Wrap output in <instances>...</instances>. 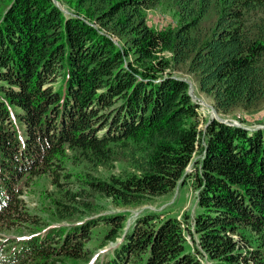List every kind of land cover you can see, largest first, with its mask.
Listing matches in <instances>:
<instances>
[{"label": "trees", "instance_id": "16d2710c", "mask_svg": "<svg viewBox=\"0 0 264 264\" xmlns=\"http://www.w3.org/2000/svg\"><path fill=\"white\" fill-rule=\"evenodd\" d=\"M57 1L67 11L53 0H0V260L264 264V126L210 118L199 127V104L173 71L195 74L218 111L256 107L264 0ZM162 1L179 21L155 30L146 10ZM40 173L53 186L49 221L22 196ZM186 180L197 188L193 215L144 210L126 224V211L95 213L98 196L137 206Z\"/></svg>", "mask_w": 264, "mask_h": 264}, {"label": "rangeland", "instance_id": "374dc122", "mask_svg": "<svg viewBox=\"0 0 264 264\" xmlns=\"http://www.w3.org/2000/svg\"><path fill=\"white\" fill-rule=\"evenodd\" d=\"M63 8V6L60 5ZM64 9V8H63ZM65 10V9H64ZM67 11V10H65ZM146 20L147 24L154 28L155 30H163L167 27L174 28L178 24V14L176 9L173 5H171L167 1H162L156 6L149 8L146 10ZM215 20L214 12L210 11L208 15L202 20L200 24L201 32H205L208 30ZM96 26L95 23H91ZM112 39L117 43V38L112 37ZM170 54L169 52H163L160 56L168 57ZM176 74L180 77H186L191 81V87L193 89V95L196 102L199 104V113H200V121L199 127H204L206 123L210 119V114L212 112L213 105L212 98L207 95L206 93L199 90L196 81V75L184 70V68L175 69L173 70ZM55 86L58 84L54 81ZM209 105H207V104ZM214 106V105H213ZM216 112L224 117H228L231 119H235L238 122L242 123L244 126L247 127H256L258 125L264 126V98L261 102L254 108H243L241 106H236L235 108L231 109L228 112L218 111ZM206 121V122H204ZM198 153L194 154L196 158ZM194 161L192 160L189 163L187 168V172H191L193 170ZM119 166V165H118ZM110 171L108 169L99 168L98 173L106 175ZM189 179V178H188ZM53 186L50 183L49 176L46 173H40L38 175L32 176L29 182L23 185V193L22 196L24 197L28 208L32 212H36L41 214L42 216H46L47 221L53 220L50 219L48 212L49 205V195L50 191L52 190ZM196 194L197 188L192 184L191 180H186L185 183H179L177 187L172 191L171 194H163L160 196H156L151 200L137 206H125V205H118L115 204L111 198L98 196L96 198V202L98 204L97 212L99 213H107V212H114V211H126L127 215V222L130 223L134 217L137 216L138 213L143 212L144 210H155L159 211L162 214H172L177 215L178 217L182 218L185 212L193 215L194 209L196 207ZM93 214V215H96ZM52 224L59 225L61 223H68L67 221H51ZM104 226L99 225L95 226L91 233V239L88 241V245L94 249H96V245L100 240V235L102 233ZM13 231V230H11ZM28 228L24 227L23 229L17 232H11V235L17 237L18 235H25L28 233ZM187 241L192 247L194 245V238L195 234L186 233ZM6 245L3 234L0 233V247H4ZM112 245L109 243L108 245L98 248L95 252L97 254L99 251H104L107 246ZM193 248V247H192ZM94 257V256H93ZM204 261V260H203ZM206 262V261H204Z\"/></svg>", "mask_w": 264, "mask_h": 264}, {"label": "water", "instance_id": "95a60500", "mask_svg": "<svg viewBox=\"0 0 264 264\" xmlns=\"http://www.w3.org/2000/svg\"><path fill=\"white\" fill-rule=\"evenodd\" d=\"M53 1H54V3H55L56 5L60 6L57 0H53ZM61 9L64 10L62 7H61ZM64 11H65V10H64ZM182 78L185 79V80L189 83L188 92H189V94L191 95L192 99L195 100L194 95H193V93H192V89H191V81H190L188 78H186V77H182ZM195 101H196V100H195ZM210 106H211L212 109H213V112H211V114H210V118H217V119H219L220 121H224V122L231 123V124H237V125L243 126V127H245V128H255V127H247V126H244L242 123L238 122V121L235 120V119H231V118H228V117L221 116V115H219V114L216 112V108H215L213 105L210 104ZM256 127H263V125H258V126H256ZM188 166H189V164L186 166L184 172H187V168H188ZM179 182H182V180H180ZM176 187H177V186H176ZM126 224H128V222H126Z\"/></svg>", "mask_w": 264, "mask_h": 264}, {"label": "bare ground", "instance_id": "6f19581e", "mask_svg": "<svg viewBox=\"0 0 264 264\" xmlns=\"http://www.w3.org/2000/svg\"><path fill=\"white\" fill-rule=\"evenodd\" d=\"M192 86V85H191ZM191 89H192V87H191ZM192 93H193V89H192ZM207 104V103H206ZM208 105V104H207ZM209 106V105H208ZM212 112H213V109H212Z\"/></svg>", "mask_w": 264, "mask_h": 264}]
</instances>
